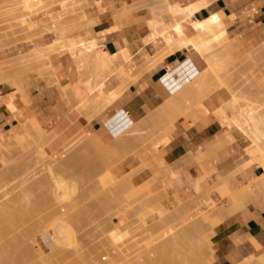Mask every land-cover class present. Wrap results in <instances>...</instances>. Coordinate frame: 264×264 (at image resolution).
I'll list each match as a JSON object with an SVG mask.
<instances>
[{
  "label": "crops",
  "instance_id": "1",
  "mask_svg": "<svg viewBox=\"0 0 264 264\" xmlns=\"http://www.w3.org/2000/svg\"><path fill=\"white\" fill-rule=\"evenodd\" d=\"M87 1H93L86 14L94 20L97 33L92 42L104 52L112 72L107 77L106 89L116 90L121 85L118 97L91 117L78 113L74 108L77 104L93 99L94 76L87 66L77 70L65 51H59L53 72L49 55L50 83L34 76L19 77L18 84L27 103L13 85L0 84V147L6 143L10 130L17 132L19 124L31 117L46 134L53 135L54 142L64 136L70 140V134L80 128L87 137H95L101 146H106L123 131L124 123L134 126L149 122L164 98L186 84L203 67L196 55L182 49L165 56L159 66L144 70L142 54L154 52L158 47L156 43L148 45L145 41L151 31L147 25L150 17L147 2ZM196 1L179 0L178 3L187 5ZM207 3L195 12L193 19L203 20L211 13L222 12L228 39L224 49L229 57L240 59L264 43V0H207ZM195 32L188 30L187 35ZM124 68L128 69L130 81L116 74ZM211 87L210 90L205 88L201 95H191L188 98L190 107L150 136L149 143L155 144V149L146 144L137 154L128 153L111 167L110 172L126 175L135 187L147 184L145 190L153 196L154 202L159 200L166 206H173L175 197L188 203L187 206L193 204L191 198L195 196L193 183L196 180H201L203 191L224 181L230 193L254 180L262 172L257 165L232 175L241 150L240 139L214 116L230 95L225 86L215 90ZM8 100L15 107L13 111L6 107ZM120 116L126 119L123 124L118 122ZM125 140L120 144L124 145L117 146L119 149L135 142L131 138ZM210 196L219 200L214 189ZM247 199L244 203L241 200L243 205L230 214L218 212L216 219L220 223L214 231L216 261L213 264H236L246 255L264 258V196ZM209 239L212 238L209 236ZM252 240L257 242L258 248Z\"/></svg>",
  "mask_w": 264,
  "mask_h": 264
},
{
  "label": "rangeland",
  "instance_id": "2",
  "mask_svg": "<svg viewBox=\"0 0 264 264\" xmlns=\"http://www.w3.org/2000/svg\"><path fill=\"white\" fill-rule=\"evenodd\" d=\"M58 1L59 0H0V84L9 83L10 85H12L11 83L12 79H17V81H20L21 78L19 77H24V76H34L38 79H44L46 82L50 83V79H52L50 78V75H49L51 74L52 76L51 67L48 69V67H46L47 65H45L47 53L45 54L46 51L45 49L43 51L42 47H44L45 44L53 40V35L46 34V33H39V32H29V33H23L25 31L20 32L19 30L21 29H19V26H18L19 25L18 19H20L19 17L21 13L32 11L34 12V14H37V15H33V13H31L29 14L30 15L29 19L30 21H32L34 25L39 26L40 19L44 15H47L49 13H54L55 12L54 10L58 12L57 9L59 8L56 9V5ZM81 1L82 2L84 1V2L82 3ZM78 2L80 4L82 3L81 6L83 8L81 7V9H77L75 13L73 12L75 15H72L74 16L73 18L71 17L72 20L70 19L69 14H63V17H61L62 20L63 18H65V16L66 17L69 16L68 18L70 20L68 18L67 19L69 21L65 19L67 23L64 20L65 24L57 28V36L61 38L63 41H67L69 38L68 43L69 41H73V40L74 42H76L78 37L81 38V40L79 38V41L85 42L86 38H87V41L89 40L92 41L93 37L97 36V33L94 32L95 22L93 19L88 18V15L86 14V9L91 4H93V1L78 0ZM61 10L62 9H60L59 11ZM63 10L61 12H63ZM147 12L149 16L151 17L149 10ZM160 19L162 20L165 26L168 27L170 25V22L166 20L168 19V14L166 12L165 13L162 12L160 16H158L156 19L154 20L152 19V23L153 24L155 23L153 26L155 28L156 38L148 40L146 36L145 41L147 42L148 45H151L152 43H156L155 46L156 47L158 46V47L157 48L155 47L156 51L154 52H150V53L145 52L142 54L141 59L144 61L143 65L145 64L150 65L154 62H156V65L161 64L165 56L175 52V51H171L174 48L173 41L172 43H170L171 41L169 43L166 41L163 42V39H162L163 34L160 32L162 28L161 24L163 23H160L159 21ZM149 22L150 21L148 20L147 21L148 26L150 25ZM83 35L85 36V38H83L84 37ZM74 37H77V38H74ZM94 47H95L94 49L95 51L98 50L96 49L97 48L96 45ZM59 56H60V52H54L53 54L49 56V60L52 65L53 72L55 70V66H56L55 64H57ZM230 59L231 60L229 62L227 61L228 63L224 61V63H226L225 64L226 67L222 66L224 67L223 69L225 68L228 69V71L223 70V69L222 71L223 72L227 71L225 75L227 77L228 76L230 77V78L229 77L227 78L228 80L230 79L229 83L226 82L227 79H226V76L223 75L224 73L221 74V71H220L221 75L219 74V72L218 74L222 78L224 76L225 81H222L220 76L217 75L218 79L220 78V82L217 83V80L214 79L216 80L214 82V85L212 83V81L214 80H212L209 85L212 84L211 86L212 87L215 86V89H216V87L220 86V84L221 86H223L222 84L223 82L224 86L227 88L229 92L230 97L233 94L235 95L234 98L238 97V99H236L238 101V102L236 101L237 103H240L241 105L247 103V105L250 104L252 108H256V110L259 109L262 111L264 109V106H263L264 104H262L263 107L259 108V106H261L260 103L264 102V44H262L257 50H254L253 52L241 57L240 59H233L231 57ZM88 65H85V67L86 66L88 67ZM125 70L128 71L127 68ZM90 73L94 76L92 78V84H93L95 82H98L100 79H104L107 81L108 75L111 74L112 72L110 70L107 71L103 69H100V70L96 69V70L90 71ZM116 74L120 76V71L116 72ZM5 76H7V80H4ZM120 78L125 81L127 80L126 78H123V77H120ZM225 83H227L226 85L229 87H227ZM103 84H105L104 81L102 85ZM209 85L208 87H210ZM101 87L102 86H100V88ZM200 87L202 88V86ZM120 88H121V85L118 89L110 90V91L117 93L120 91ZM204 89L205 88H202L201 91L199 89V91L202 93ZM230 90L232 91V94H230L231 93ZM238 91L241 92V95L240 93L237 94ZM91 95L94 96V93H92ZM238 95L241 96V98ZM74 108L78 113L85 114L87 115V117H91L97 112H100L102 110L101 109L102 106L100 105V103L94 102L93 100L91 101L84 100L81 103L77 104ZM227 109L229 108L227 107ZM227 111L228 110H226V115L230 116V112L229 111L227 112ZM154 117L156 116L155 115L152 116L151 120H149V122H146L144 124H142V122L134 126L131 124H128L129 125L128 127L131 129V131L125 132V130L123 129V131H121L120 134L116 136L114 141L108 144L109 148L107 147V145L106 147L101 148L102 146L99 143V146H96L95 148V149L98 148L96 151L95 149H93L94 151H92V147L90 149L91 151L89 149L87 150L86 148H84L83 150L84 154L80 152L82 151L80 150V148L83 149L81 144L84 141L87 142L88 137L82 132L80 128L75 130L72 134H70L69 137H72L70 138V140H66L67 138L64 136L62 137V139H58V141L56 140L54 142L53 135H49V137L51 136L50 137L51 139L49 138L48 143H46L45 145L46 147L40 154H38L39 152L37 151V145L35 143L34 136H31V135L28 136L26 130H24L21 126H19V129L17 132L10 130L9 131L10 138L8 137L6 139V141L9 142V145H8L9 147L7 145L6 146L3 145L0 147V209H1L0 216L2 217V218L0 217V219L2 220L1 221L2 224L5 223L3 224L4 228L3 226H1L3 230H1L2 234L0 233L1 234L0 236H3L4 238L2 239L0 237V264H50V263L51 264H76V263L77 264H100V263L107 264L108 260L110 264L111 262H113V257L116 255L119 256L120 255L119 253H121L122 258L123 257H126V258H124L121 261V259H115V258H121V256L119 257L116 256L114 258V261L115 262L117 260L121 261L120 263L117 261L116 262L117 264L118 263L119 264H122V263L150 264L151 259H152V262L154 261V259L156 261V258H155L156 248L154 247H158L157 245H160V244H155V243L161 239L162 241L165 240L166 238L163 239V237H166V235H164L160 239L159 237L155 238L156 235L154 237H150V239H140V241H136V238L141 236L142 233L145 232L146 228H149L151 227V225H153L151 224V223H154L152 222V218L156 219L157 216L158 217L161 216L162 218H164L165 214L167 215L169 214L167 213V211L165 212L166 209L168 210V212L170 211V214H171L172 209L179 207L180 203H185V202H181L175 197L174 199L175 201L172 202L173 206H166L164 204H160L159 200L158 201L156 200L155 206L159 205L158 206L159 208L160 206L161 208L163 207L165 209V210L163 209L164 212L158 209L155 210L156 208L154 206L150 209H145V211L143 212L137 213L136 211H138V208L141 204V203L139 204L138 202L143 201V198L147 196L148 198L153 197L152 195L150 196L145 190L147 184H144L139 187H135L133 184H131L132 188H128L131 186L127 187V185H130V180L127 176H125L126 177L125 178L124 174L122 173L115 175L110 172L111 167H113L117 162H119L128 153L137 154L138 152H140L146 147V144L148 146H151L153 149L156 148L155 144L151 145L149 143V138L157 130H159L160 128H164L166 126L165 123H167L168 120L166 117L165 118L166 122H164V117H160L159 119L158 117L157 119ZM220 123L223 126L227 127L229 131L237 133L239 136L241 150L237 154V159H236L237 164L234 165V170H233L232 175L239 174L238 172L243 170L242 167H244L245 163H247V161L251 159V156L248 154V150L249 148L251 149L252 142L249 139H247L243 134H241L233 124L222 123V122ZM76 131H78V134H75ZM123 137L127 140L128 138H131L132 140L135 141L133 144H131L132 145L131 146L132 148L130 147L131 149L127 147L121 150L117 147L118 146L116 145L117 141H119L120 139L122 140ZM53 142L55 145L52 144ZM114 145L117 147V149L116 147H114ZM88 151L91 153H89ZM92 152L94 153L97 152V153L92 154ZM94 155L96 156L97 159L93 158L95 157ZM97 155H100V157ZM26 156L27 158H25ZM98 158H101V160ZM49 162L53 166L52 167L50 165L52 168L51 173L49 170H46ZM101 162H103V164ZM43 164H46L47 167H45V165L43 166ZM252 165H257V164L253 163ZM53 173L57 177H59L60 175L63 176L62 179L65 178L66 182L73 184L72 186L74 188V191L73 192L71 191L70 192L71 194L69 193V195L63 201L62 200L60 201L63 203L54 204L55 203L54 197L50 195L51 194L50 184L52 181L51 177L52 175L54 176ZM122 176L123 178H125L124 179L126 180L125 182L122 181L123 180ZM262 178H263V175L262 173H260L254 180L248 181L247 184L241 185L239 188L237 187L231 191H233L236 194H239V198H242L243 203L246 200L248 201L247 197L250 195L251 196L253 195L252 197H256V198L257 196L258 197L262 195L264 196V187L262 185V181H263ZM119 179L120 180L122 179L121 180L122 184L118 183L117 180ZM72 181L75 183V185ZM116 183H118L119 185H123V186L126 184L127 185L125 187L120 186V188H117L119 187L118 185L117 187L114 188V185ZM112 185L114 189L112 188ZM198 185L199 186L201 185L199 180H198ZM125 188H126V191H125ZM213 189L214 191H216L219 197V200L213 199L210 196V191H212L211 189H209L208 191L207 190L203 191V189L200 186V188L198 189L200 193L199 192L197 193V191L195 192L194 190V194L197 199L194 198L195 196L192 197L191 199H195L197 201L201 200L202 202L200 201V203H198L199 202L198 201L195 206H193V204L191 203L190 211L192 214L190 213L189 215L186 214V216L181 217V220L183 221L184 225H187L191 218L199 216V214L201 213V210L204 211L203 214L205 215V220L200 221L202 223L203 228L199 236L203 238L204 240H210L209 239V236H210V238H213L215 242L216 236H215L214 231L216 227L218 226V224L220 223V221L218 222V219H216L218 212L228 214L231 211H235L239 209L240 207H238L236 203L229 198V196H220V192L215 187ZM135 190H136V195H134ZM244 191H246L245 194H244ZM118 194H119V197L121 196V198L117 197ZM124 195L126 197H124ZM51 198H53V200ZM123 198H125V201ZM136 198H138L139 201L136 200ZM245 198L246 200H244ZM131 199H133L132 204L130 203ZM128 200L130 201L127 203ZM195 200L193 201V203L196 202ZM51 202L57 206V209H56V206L52 207ZM207 203H210V204L207 205ZM45 204H46V207H45ZM47 204L51 205L50 207H52V209L49 206H47ZM126 204L128 205L126 206ZM227 204H230V205L228 206ZM47 207L51 211H48ZM53 208H54V211H52ZM68 208L71 210H68ZM2 209H4L5 211H3ZM55 210L60 211V212L62 210L60 214H64V212L67 213L68 211L71 212L73 210L72 215L75 220L73 224V229L74 228L75 229L73 231L74 234L72 235L75 237L73 238L70 237L69 239L65 241H61L62 244L61 242H57L55 238L52 237L53 235H52V230H50V227H51L50 225L46 223L41 224V223H44V221L42 222V217H44L45 221L46 219L48 220L50 215L53 213H51L50 215L48 214L49 217L48 215H46V213L55 212ZM44 211L45 212L47 211V212L45 213ZM161 212L163 213L164 216H162ZM45 215L47 216V218ZM134 217H136V219L139 218L138 220L140 221L136 220ZM119 221H120V224H122L121 226L119 224ZM8 222L10 225L8 224ZM27 222H29L30 224ZM57 222H60V221L57 220ZM124 223H126L125 224L126 226L129 225L128 227H130V225L133 227L132 229L128 228L129 235L127 233V236L125 234V231L126 232L128 231L126 230L127 227L123 226ZM12 225L14 229L12 228ZM10 226H11V229H10ZM6 227L7 228L9 227V228L7 229ZM122 227L126 229L124 230ZM210 227L211 228L213 227L212 228L213 231H211ZM113 228L117 234L119 232V235L122 236L121 239L126 237L123 242H120L123 239L117 242L118 246L116 243H114L109 238L108 231ZM28 229L31 230L30 231L31 233L27 232ZM26 232L30 234V236H28V234L26 235L25 234ZM7 233L8 235H6ZM132 236L135 239H132ZM135 236H138V237H135ZM10 237L11 239H9ZM108 238L110 240H108ZM1 240L3 241L5 240V241L2 242ZM131 240L132 241L134 240L135 242L133 243ZM142 240L143 242H141ZM148 240L152 242L148 243L147 242ZM110 241H112L113 244ZM136 242H139V245ZM178 242L176 241V243ZM181 242H180L181 245L177 244V246L175 245L176 243L174 242L172 243V246L175 245L174 247L177 251L171 245L170 246L168 245L167 248L172 247L174 249L173 252L176 251V253L174 252L176 256L181 255V254H177L178 250L180 253H182V255L185 253H186L185 255H188V252L191 251L189 247H192V245H189V247H187V244H190L189 242L188 243L185 242L186 244L184 243V245H183V242L182 243ZM11 243L12 244L15 243V245H13L12 247ZM127 243H129L130 245ZM158 243H161V242L159 241ZM149 244L151 245V247L149 246ZM153 244L155 245L153 246ZM169 244H171V242ZM8 245L10 246L8 247ZM36 245L38 246L39 249H36L35 247ZM140 245L144 249H146V247L151 248V249L149 250L146 249L147 252L144 253V251L146 250H144ZM136 248H139V249L136 250ZM172 248L170 250H167L166 257H169V258L172 257V259L175 258V260H177L176 258L178 256L176 257L175 255H173L174 256L173 257L170 254L172 252L171 251ZM188 249L189 251L186 252ZM108 251L109 252L111 251L110 257H109ZM112 254L113 255L116 254V255L113 256ZM138 254L141 257H139ZM148 254L149 256L152 254L151 255L152 257L151 256L149 257ZM142 255H146V257H143ZM211 256L213 259L210 261V263L213 264L216 261L214 243L212 246L211 253L207 254V257H211ZM256 256H259V255H252V256L246 255L244 256V258L250 261L251 264H254V263L258 264L257 261H259L260 264H264L263 261L261 262L262 258L259 259V257H256ZM125 259L126 260L128 259V260L126 261ZM147 259L150 261L148 262ZM184 261L185 260H182L183 264L188 263V262L184 263ZM239 261L240 260L236 261V263H238ZM153 264H157V262L155 263L153 262ZM177 264H181V263L179 262Z\"/></svg>",
  "mask_w": 264,
  "mask_h": 264
},
{
  "label": "bare ground",
  "instance_id": "3",
  "mask_svg": "<svg viewBox=\"0 0 264 264\" xmlns=\"http://www.w3.org/2000/svg\"><path fill=\"white\" fill-rule=\"evenodd\" d=\"M178 1L179 0H143V2H147V5H149L150 7H149V13L151 14V17H149L147 20H149L150 22V25H149V28H150V35L147 37L148 38V40L149 39H153V38H156L155 37V28H154V24L152 23V19L154 20V19H156L158 16H160V14L162 13V12H166L167 14H168V19H167V21H169L170 22V25L167 27V26H165L164 25V23L162 22V20L160 19L159 21H160V23H163V24H161V30H160V32L163 34V42H170V43H172V41H173V46H174V48H173V50H171V51H176V50H182V49H186V50H188L189 52H191L193 55H196L198 58H199V60L203 63V67L200 69V70H198L196 73H195V75L188 81V82H186V84H184L183 86L181 85V87H179V88H176L175 90H173L172 91V93L170 94V95H168L165 99H164V101H163V103L158 107V109H157V112H156V114H154L156 117H154V118H156L157 119V117H158V119L160 118V117H164V122H166V120H165V118L167 117V120H168V124H169V122H171V120L173 121V119H175V118H177V117H179V116H181V114L184 112V111H186L189 107H190V105L188 104V98L189 97H191V95H193V94H199V95H201V90H202V88H206L207 89V87H208V85L211 83V81L212 80H214V79H216L217 80V83H219L220 82V78L222 79V81H225V77L223 76V78H224V80H223V78L220 76L222 73H224L223 75H225V73L228 71V69H223L224 67H226V63H224V61L225 62H229L231 59H230V57H229V55L226 53V51H225V49H224V45L228 42V41H226V40H228L227 38H226V27H225V25H224V22H223V15H222V12L221 13H211V14H209V16H207L205 19H203V20H196V19H193V16H194V14H195V12L197 11V10H199L200 8H203L206 4H208L207 3V0H198V1H196V2H194V3H191V4H187V5H181V4H179L178 3ZM181 1V0H180ZM59 2V3H58ZM57 2V5H56V9L57 8H59V9H57L58 10V12L56 11V10H54L55 12L54 13H49V14H47V12H46V14L47 15H44L41 19H40V24H39V26L38 25H34L33 23H32V21H30V19H29V14H31V13H33V15H37V14H34V12H32V11H28V12H25V13H21L20 14V19H18V23H19V29H21V30H19L20 32H23V31H25V32H23V33H29V32H39V33H46V34H50V35H53V40L52 41H50L49 43H47V44H45L44 45V47H42V49H43V51H44V49H45V54H46V62H45V65H47L46 67H48V69L51 67L50 66V64H49V62H48V56L49 55H51V54H53L54 52H59V51H65L66 52V54H67V56H68V58L73 62V63H75L76 65L75 66H77V70H79V69H82V68H84L85 67V65H88V68H90L88 71L90 72V71H93V70H96V69H103V70H107V71H109V68H108V63H107V61H106V59H105V54H104V52L102 51V52H100L99 51V49L98 50H94L95 49V45H94V43L91 41V40H89V41H87V38H86V41L85 42H83V41H79V38L80 37H78V41L76 40V42H74V40L73 41H69V43H68V40H69V38H68V40L67 41H63L61 38H59L58 36H57V28L58 27H60L61 25H64L65 24V22H64V20L66 19V20H68L69 18V16H70V19H71V17L73 18L74 16H72V15H75L74 13L76 12V10L77 9H81V4L84 2H82L81 4L78 2V0H59ZM210 2V1H209ZM157 4H159V5H157ZM84 6V5H83ZM152 6H154V7H152ZM55 7V6H54ZM61 7V8H60ZM63 7V8H62ZM83 8V7H82ZM60 9H64L63 10V12H61V11H59ZM74 12V13H73ZM63 14H69V16L68 17H66L65 16V18H63V20H62V18L61 17H63ZM139 14V13H138ZM68 18V19H67ZM69 19V20H70ZM65 20V21H66ZM68 20V21H69ZM72 20V19H71ZM158 22V21H157ZM66 23H67V21H66ZM112 28H114V27H112ZM113 30H115V29H113ZM188 30H190L191 32L193 31V30H196V32L195 33H193V34H191V35H187V31ZM86 33V32H85ZM87 34V33H86ZM88 34H90V33H88ZM78 35V34H77ZM76 35V36H77ZM84 36V35H83ZM82 36V37H83ZM66 38V37H65ZM74 38H77V37H74ZM73 38V39H74ZM83 38H85V36L83 37ZM91 38V37H90ZM70 39H71V37H70ZM92 39V38H91ZM94 39V38H93ZM92 39V40H93ZM64 40H66V39H64ZM80 40H81V38H80ZM232 41V40H231ZM264 44V43H263ZM97 49V48H96ZM43 54H44V52H43ZM178 56V55H177ZM45 58V57H44ZM39 62V61H38ZM227 62V63H228ZM224 63V64H223ZM40 64V63H39ZM43 64H44V62H43ZM186 64V63H185ZM42 65V64H41ZM158 65H160V64H157L156 65V62H154V63H152V64H150V65H143L142 67L144 68V70H147V69H149V68H155V67H157ZM222 66H224V67H222ZM76 68V67H75ZM220 68H221V70H220ZM126 68H124V69H122V70H120V77H123V78H126L127 80H131V79H129V78H127V76H129V72L128 71H126L125 70ZM222 69L223 70H227V71H225V72H223L222 71ZM230 70V69H229ZM170 71V70H169ZM169 71H168V73H169ZM220 71H221V74H220ZM218 72H219V74H218ZM228 74H229V72H228ZM227 74V75H228ZM217 75H219L220 76V78L218 79V76ZM232 75V74H231ZM230 75V76H231ZM226 76V75H225ZM229 77V76H228ZM227 76H226V79L228 78ZM230 78V77H229ZM232 78V77H231ZM4 80H7V76H5L4 77ZM216 80H214V81H212V83L214 84V82L216 81ZM230 80V79H229ZM229 80L227 79V83H229ZM103 81L105 82V84H103L102 85V83H103ZM11 83H12V85L14 86V90L16 91V92H18L20 95H21V98H22V100H23V102H25V103H27L28 102V100L26 99V97H25V95H24V92H22V90H21V88L19 87V84H18V81H17V79H12V81H11ZM227 83H225V85L227 84ZM222 84H223V86H224V83L222 82ZM100 86H102L101 88H100ZM200 86H202V88L200 87ZM207 86V87H206ZM209 86H211V85H209ZM227 86V85H226ZM218 87H222L221 86V84H220V86H218ZM218 87H216V89L218 88ZM227 87H229V86H227ZM212 89L214 88L215 89V86L214 87H211ZM199 89H200V91H199ZM209 89H210V87H209ZM213 89V90H214ZM230 89V88H229ZM92 90H93V92L92 93H94V96H93V101L94 102H98V103H100V105L102 106V108L101 109H103V108H105L106 106H108L109 104H111L112 103V101L113 100H115L117 97H118V94H119V92H117V93H114L113 91H110V90H107L106 89V80H104V79H100L98 82H95V83H93L92 84ZM234 91V90H233ZM220 92V91H219ZM230 94H232V91L230 90ZM233 93H235V92H233ZM240 93V95H241V92L240 91H238V93L237 94H239ZM234 95V94H233ZM232 95V96H233ZM230 97V99L222 106V107H220V108H218L216 111H215V115L214 116H216V118L218 119V122H219V120H220V122H222V123H229V124H233L235 127H236V129L241 133V134H243L247 139H249L251 142H252V147H251V149L249 148V150H248V154L251 156V159H249L248 161H247V163H245V165H244V167H242L243 169L244 168H247L248 166H250V165H252L253 163H255V164H257V166H259L261 169H262V175H263V178H262V185H263V187H264V109L261 111V110H256V108H252L251 106H250V104H248L247 105V103L246 102H244V103H246V104H240V103H237L238 101L236 100V99H238V97H236V98H234L235 97V95L233 96V97ZM239 96V95H238ZM240 98H241V96H239ZM237 101V102H236ZM22 102V101H21ZM203 104V103H202ZM262 104H264V102H262V103H260V105L261 106H259V108L260 107H263L262 106ZM228 105V106H227ZM203 106V105H202ZM6 107L10 110V111H13L14 109H15V107H14V105H13V103L10 101V100H8L7 102H6ZM199 107V106H198ZM227 107L229 108V109H227ZM196 108V107H195ZM204 108V107H203ZM201 109V108H200ZM198 110V109H197ZM202 110V109H201ZM226 110H228L229 112H230V116H227L226 115ZM227 111V112H228ZM153 114V113H152ZM199 114V113H198ZM153 116V115H152ZM118 122H120V123H124L125 121H126V119H124L123 118V116H120V117H118ZM150 120H151V118H150ZM176 120V119H175ZM160 121V120H159ZM162 122H163V120H162ZM167 123H165V125L167 124ZM129 123L128 122H126V123H124V130H125V132H129V131H131V129L128 127L129 125H128ZM2 125V124H1ZM3 126V125H2ZM19 126H21L24 130H26V132H27V135L28 136H34V139H35V143H36V145H37V151L39 152L38 154H40L43 150H44V148L46 147L45 145H46V143H48V141H49V138L51 137H49V134H46V132L45 131H43V129L39 126V124H38V122L35 120V119H33L32 117H31V119L29 118V120H26V122H22V123H20L19 124ZM51 133V132H50ZM9 138H10V136H8ZM126 138H127V136H126ZM51 139V138H50ZM88 139V141L87 142H83L82 144H81V146H82V148L83 149H81L79 146V148H80V150H82V151H80V152H82L83 153V150H84V148H86L87 150L89 149H91V147H92V151H94L93 149H95L96 148V146H99V141L95 138V137H88L87 138ZM129 139V138H128ZM121 140V139H120ZM117 141V144L116 145H119V147H121L122 145H124V144H122V145H120L122 142H124V141H122V140H125V138L123 137V139L121 140V141ZM127 141V139L125 140V142ZM131 141V140H130ZM139 141V140H138ZM102 142V141H101ZM120 142V143H119ZM128 143V142H127ZM115 144V143H114ZM126 144V143H125ZM129 144H131V143H129ZM133 144V143H132ZM8 146L9 145V142L8 141H6V143L4 144V146ZM132 146V145H131ZM130 146V147H131ZM9 147V146H8ZM90 147V148H89ZM103 147H106V146H102L101 148H103ZM107 147L109 148V146L107 145ZM114 147H116L115 145H114ZM118 147V148H119ZM127 147V146H126ZM129 147V149H131ZM8 149H10V148H8ZM36 149V148H35ZM98 149V148H97ZM97 149H95V151L97 150ZM114 149V148H113ZM116 149H117V147H116ZM124 149H125V147H124ZM103 150V149H102ZM121 150H123V148L121 149ZM11 151V150H10ZM91 151V150H90ZM119 151V150H118ZM89 152V151H88ZM35 153V152H34ZM89 153H91V152H89ZM88 153V154H89ZM94 152H92V154H93ZM97 152H95L94 154H96ZM98 153H99V151H98ZM84 154V153H83ZM87 155V154H86ZM100 155H101V153H100ZM100 155H97V156H99L100 157ZM73 156V155H72ZM92 156V155H91ZM90 156V157H91ZM95 156V155H94ZM29 157V156H28ZM69 157H71V156H69ZM88 157V156H87ZM86 157V158H87ZM25 158H27V156L25 157ZM93 158H96V156L95 157H93ZM102 158V157H101ZM101 158H98V159H100L101 160ZM84 159V158H83ZM97 159V158H96ZM92 160V159H91ZM93 161V160H92ZM96 161V160H95ZM98 162H100V161H98ZM102 164H103V162H101ZM46 164H48V163H46ZM46 164H43V166L45 165V167H47L46 168V170H49L50 171V173H51V164H50V162H49V164L46 166ZM51 165V166H50ZM101 165V164H100ZM53 167V166H52ZM69 168V167H68ZM65 169V168H64ZM61 170V169H60ZM59 172V171H58ZM54 174V173H53ZM57 174V173H56ZM60 175V174H59ZM54 176H55V174H54ZM53 175H52V177H51V175H50V177H51V179H52V181H51V187H50V195H52V197H54V201H55V203L54 204H56V203H63V202H60L61 200L63 201L68 195H69V193L72 191H74V188H73V184H70V183H68V182H66L65 181V178H63L62 179V177L63 176H61V178H60V176L59 177H57V176H55L54 177ZM85 176H87V175H85ZM126 175H124V177H125ZM203 177V176H202ZM229 177V176H228ZM89 178V177H88ZM122 178H123V176H122ZM126 178V177H125ZM125 178H123V180L122 181H126V180H124ZM204 178V177H203ZM120 179L119 180H117L118 181V183L120 184L122 181H121ZM71 181V180H70ZM127 181H128V179H127ZM201 181V180H200ZM73 182V181H72ZM71 182V183H72ZM123 182V183H124ZM74 183V182H73ZM115 183V182H114ZM118 183H116L115 185H114V188L115 187H117L119 184ZM122 184V183H121ZM74 185H75V183H74ZM113 185H112V188H113ZM127 185V184H126ZM126 185H119V187H117V188H120V186H122V187H125ZM193 185H195V192L197 191V193L199 192L198 191V189H199V187H198V181L196 180L195 181V184L193 183ZM128 186H131V187H128ZM127 187L128 188H132V185H131V183H130V185H127ZM76 188V187H75ZM113 188V189H114ZM219 192H220V196H229V198L232 200V201H234L235 203H236V205L238 206V207H241V204H242V202H240L241 200H242V198H239V194H236V193H230L229 192V190L227 189V187H226V184L224 183V181L220 184V185H218L217 184V186L215 187ZM247 188V187H246ZM123 189V188H122ZM121 189V190H122ZM135 189V188H134ZM134 189H132V190H134ZM213 188L211 187V190H212ZM109 190V189H108ZM111 190V189H110ZM140 190V189H139ZM247 190V189H246ZM125 191H126V188H125ZM208 191V190H207ZM241 191V190H240ZM135 192V194L134 195H136V190L134 191ZM139 192V191H138ZM245 192L246 191H244V194H245ZM120 193V192H119ZM123 193V192H122ZM200 193V192H199ZM71 194V193H70ZM126 194V193H125ZM142 194V193H141ZM243 194V193H242ZM250 194V193H249ZM106 195V194H105ZM122 195V194H121ZM141 196V195H140ZM146 196V195H145ZM253 196V195H252ZM252 196L250 195V197H251V199H252ZM255 196V195H254ZM117 197H119V194H118V196ZM124 197H126L125 195H124ZM244 197V196H243ZM249 197V196H248ZM119 198H121V196L119 197ZM146 198H148V196L147 197H145V198H143V201H139L138 200V198H136V200H138L139 202V204H140V206H139V208H138V211H136L137 213H139V212H143V211H145V209H150V208H152V207H154L155 206V202H154V200L152 199V198H148V199H146ZM52 200H53V198H51ZM50 199V200H51ZM124 199V201H125V198H123ZM122 199V200H123ZM145 199V200H144ZM197 199V198H196ZM240 199V200H239ZM49 200V201H50ZM119 200V199H118ZM134 200H135V198H134ZM153 200V201H152ZM195 200V199H194ZM244 200H246V198L244 199ZM48 201V202H49ZM130 200H128L127 201V203L129 202ZM132 201H133V199H131V201H130V203L132 204ZM196 202H194L193 203V206H195L196 205V203L199 201H197V200H195ZM201 201V200H200ZM200 201L198 202V203H200ZM247 201V200H246ZM72 202V201H71ZM193 202V201H192ZM202 202V201H201ZM52 203V202H51ZM126 203V202H125ZM129 203V204H130ZM211 203V202H210ZM210 203H207V205H209ZM248 203V202H247ZM50 204V203H49ZM53 203L51 204L52 205V207H55L56 205H54ZM70 204V203H69ZM73 204V203H72ZM138 204V205H139ZM184 204V203H183ZM188 204V203H187ZM187 204L185 203L184 205H182L181 204V206H183V208L179 205V207H176V208H174V209H172V211H171V214H170V211L168 212V210L166 209H164L163 207L161 208V206H160V208L156 205L155 206V210H160V211H162V212H164V210H165V212L167 211V213H169L168 215L167 214H165V216L163 215V213L161 212V214H162V216H164V218H162L161 216L160 217H158L157 216V218L155 219V218H152V222H154V223H151V224H153V225H151V227H149V228H146L145 229V232L144 233H142V235L141 236H135V237H138V238H136V241H140V239H150V237H154L155 235V238L157 237H159V239L160 238H162L164 235H166V237H163V239L164 238H166L165 240H163L162 241V239L161 240H159L161 243H158V242H156L155 244H160V245H157L158 247H154V248H156V261H155V259H154V263L155 262H157V264H177V263H181V264H183L182 263V260H185L184 261V263L185 262H188L187 264H211L210 263V261L213 259L212 258V256L211 257H207V254L208 253H211V251H212V246H213V243H214V239L212 238V239H210V240H204L203 238H201L200 236H199V234H200V232H201V230H202V228H203V226H202V223L200 222V221H204L205 220V215L203 214L204 213V211H202L201 210V213L199 214V216H196V217H193V218H191L190 220H189V222H188V224L187 225H184L183 224V221L181 220V217H183V216H186V214H188L189 215V213L190 214H192L191 213V205L189 206H187ZM51 205H48L47 204V206H51ZM54 205V206H53ZM64 205V204H63ZM66 205V204H65ZM77 205V204H76ZM128 204H126V206H127ZM137 205V206H138ZM243 205V204H242ZM43 206V205H42ZM67 206V205H66ZM197 206H198V204H197ZM45 207H46V204H45ZM52 207H50L51 209H52ZM68 207V206H67ZM73 207H74V205H73ZM37 208V207H36ZM48 208V207H47ZM46 208V209H47ZM61 208V207H60ZM71 208V207H70ZM56 209H57V206H56ZM136 209V208H135ZM164 209V210H163ZM1 210V209H0ZM3 211H5L4 209H2ZM45 210V209H44ZM48 211H51L49 208L47 209ZM68 210H71V209H69L68 208ZM126 210V209H125ZM134 210V209H133ZM152 210V209H151ZM150 210V211H151ZM34 211V210H33ZM38 211V210H37ZM52 211H54V208H53V210ZM64 211V210H63ZM119 211V210H118ZM148 211V210H147ZM2 212V211H1ZM45 212V211H44ZM47 212V211H46ZM45 212V213H46ZM61 212H62V210H61ZM60 211H56L55 210V212H47L46 213V215H50L51 213H53V214H51L50 215V217H49V215H48V220L46 219V221L44 220V217H42V222L44 221V223H41V224H48V225H50L51 227H50V230H52V237L53 238H55V240L57 241V242H61V241H65V240H67V239H69L70 237H75V236H73L72 234H74L73 233V231H74V229H73V224H74V222H75V220H74V218H73V215H72V212H73V210L70 212V211H68V212H70V213H65L64 212V214H60L61 213ZM76 212V211H75ZM74 212V213H75ZM134 212V211H133ZM206 212V211H205ZM228 212V211H227ZM231 212H233V211H231ZM9 213V212H8ZM34 213V212H33ZM44 213V214H45ZM3 214V213H2ZM6 214V213H5ZM12 214V213H11ZM15 214V213H14ZM19 214H20V212H19ZM43 214V215H44ZM116 214V213H115ZM124 214V213H123ZM160 214V213H159ZM160 214V215H161ZM206 214V213H205ZM230 214V213H229ZM1 215V214H0ZM45 215V216H46ZM74 215H76V214H74ZM21 216V215H20ZM40 216V215H39ZM114 216V215H113ZM1 217V216H0ZM15 217V216H14ZM2 218V217H1ZM5 218V217H4ZM20 218V217H19ZM29 218V217H28ZM46 218H47V216H46ZM111 218V217H110ZM135 219H136V217H134ZM11 219V218H10ZM41 219V218H40ZM139 219V218H138ZM138 219H136V220H138ZM189 219V218H188ZM24 220V219H23ZM57 220L58 221H60V222H57ZM76 220H77V218H76ZM186 220H187V218H186ZM2 220L0 219V233H1V230H3L2 229V227L1 226H3V228H4V225L3 224H5V223H3L2 224V222H1ZM20 221V220H19ZM30 221V220H29ZM138 221H140V220H138ZM4 222V221H3ZM12 222V221H11ZM14 222V221H13ZM40 222H41V220H40ZM103 222V221H102ZM174 224H173V223ZM186 222V221H185ZM27 223H29V222H27ZM27 223H25V224H27ZM172 223V224H171ZM8 224H9V222H8ZM20 224V223H19ZM30 224V223H29ZM119 224H120V221H119ZM126 223H124V227H127V231H128V228L129 229H132L133 227L130 225V227H128L129 225H128V223H127V225L128 226H126L125 225ZM136 224V223H135ZM207 224V223H206ZM7 225V224H6ZM10 225V224H9ZM8 225V226H9ZM15 225V224H14ZM122 224H120V226H121ZM29 226V225H28ZM27 226V227H28ZM55 226V227H54ZM76 226V225H75ZM136 226V225H135ZM150 226V225H149ZM58 227V228H57ZM146 227V226H145ZM7 228V227H6ZM5 228V229H6ZM9 228V227H8ZM7 228V229H8ZM12 228H13V225H12ZM26 228V227H25ZM123 228V227H122ZM211 228V227H210ZM6 229V230H7ZM10 229H11V226H10ZM14 229V228H13ZM17 229V228H16ZM22 229V228H21ZM24 229V228H23ZM27 229V228H26ZM32 229V228H31ZM124 229V228H123ZM124 229V230H125ZM6 230H4V231H6ZM4 231H3V233H4ZM19 231V230H18ZM31 230L30 229H28L27 230V232L29 233ZM10 232V231H9ZM13 232V231H12ZM11 232V233H12ZM25 233L26 235L28 234V233ZM109 232V238L114 242V243H116L117 244V242L118 241H120V240H122V241H120V242H123L124 241V239L126 238H122L121 239V235H119V232H118V234L116 233V231L114 230V228L113 229H111V230H109L108 231ZM31 233V232H30ZM121 233V232H120ZM127 233H128V235H129V231L128 232H126L125 231V234H126V236H127ZM2 234V233H1ZM0 234V235H1ZM24 234V235H25ZM124 234V235H125ZM196 236H195V235ZM6 235H8V233L6 234ZM133 235V234H132ZM168 235H169V237H168ZM13 236H14V234H13ZM28 236H30V234H28ZM27 236V237H28ZM107 236V235H106ZM194 236H195V238H194ZM2 239H4L3 238V236H0ZM7 237V236H6ZM21 238V237H20ZM71 238V239H72ZM108 238V240H110ZM206 238V237H205ZM6 239V238H5ZM9 239H11V237L9 238ZM16 239V238H15ZM131 239V238H130ZM132 239H135L133 236H132ZM180 241H179V240ZM129 240V239H128ZM153 240V239H152ZM178 242V243H176V241ZM2 242H4L3 240H1ZM8 241V240H7ZM6 241V242H7ZM10 241V240H9ZM13 241V240H12ZM16 241V240H15ZM112 241H110L111 243H112ZM132 241V240H131ZM183 242V245H184V243L185 242H189L190 244H187V247H189V245H192V247H189V249L191 250L190 252H188L189 251V249L186 251V252H188V255H185V254H183L182 255V253H180L179 252V250H178V253L177 254H181L180 256H176V254H174V252L176 253V249H175V245L177 246V244L179 245L180 244V242ZM1 242V243H2ZM5 242V243H6ZM19 242V241H18ZM74 242V241H73ZM133 243L135 242L134 240L132 241ZM141 242H143V240L141 241ZM148 243L149 242H152V241H150V240H148L147 241ZM146 242V243H147ZM171 242V244H169ZM176 243L175 245H173L172 246V243ZM181 242V243H182ZM20 243V242H19ZM136 243H138V245H139V242H136ZM135 243V244H136ZM217 243V242H216ZM252 243L254 244V246L256 247V248H258L259 247V245L257 244V242L256 241H254V240H252ZM4 244V243H3ZM10 244V243H9ZM12 244V243H11ZM58 244H60V243H58ZM61 244H62V242H61ZM113 244V243H112ZM127 244H129V243H127ZM145 244V243H144ZM155 244H153V246L155 245ZM186 244V243H185ZM220 244V243H219ZM13 245H15V243H13L11 246L13 247ZM63 245H64V243H63ZM126 245V244H125ZM130 245V244H129ZM168 245L170 246H172V247H174V249L176 250V251H174L173 252V248H172V252L170 253L172 256L173 255H175L177 258V260H175V258L174 259H172V257L171 258H169V257H166V253H167V250H170L171 248H167L168 247ZM181 245V244H180ZM6 246H7V244H6ZM10 245H8V247H9ZM115 246V245H114ZM117 246H118V244H117ZM121 246V245H120ZM141 246V245H140ZM142 246H143V244H142ZM141 246V247H142ZM149 246L151 247V245L149 244ZM148 246V247H149ZM11 247V248H12ZM36 247V249H39L38 248V246L36 245L35 246ZM41 247V246H40ZM10 248V249H11ZM16 248H18V247H16ZM143 248V247H142ZM193 250H192V249ZM131 249V248H130ZM137 249H139V248H136V250ZM144 249V248H143ZM146 249H151V248H147L146 247ZM146 249H144V250H146ZM153 249V248H152ZM155 250V249H154ZM186 250V249H185ZM116 251V250H115ZM109 252V251H108ZM107 252V253H108ZM111 252V251H110ZM108 253L109 254V257H110V254L111 253ZM145 252H147V250L146 251H144V253ZM150 252V251H149ZM170 252V251H169ZM169 252H168V254H169ZM105 253V252H104ZM173 253V254H172ZM184 253V252H183ZM120 255L119 256H121V258H115L117 255L116 254H114V255H116V256H114L113 254V262H111L110 264H115L116 262L114 261V258L115 259H121V261L124 259V258H126V257H123L122 258V255H121V253H119ZM112 255H111V257H112ZM152 255V254H151ZM150 255V256H151ZM153 255H155V254H153ZM185 255V256H184ZM2 256V255H1ZM119 256H117V257H119ZM127 256V255H126ZM138 256H139V254H138ZM143 257H146V255H142ZM148 256H149V254H148ZM147 256V257H148ZM149 256V257H150ZM183 256V257H182ZM139 257H141V256H139ZM138 257V258H139ZM152 257V256H151ZM174 257V256H173ZM180 257V258H179ZM21 258V257H20ZM104 258V257H103ZM181 258H183V259H181ZM185 258V259H184ZM261 258V256L259 257V259ZM58 259V258H57ZM102 259V258H101ZM149 259V258H148ZM147 259V260H148ZM180 259H181V261H180ZM257 259V258H256ZM255 259V260H256ZM126 260V259H125ZM128 260V259H127ZM126 260V261H127ZM258 260V259H257ZM75 261V260H74ZM73 261V262H74ZM121 261H118L119 263L121 262ZM150 260H148V262H149ZM178 261V262H177ZM254 261V260H253ZM264 262V258H262V260H261V262ZM72 262V263H73ZM152 264H153V262H152V259H151V261H150ZM258 262V264H260L259 263V261H257ZM76 263V262H75ZM107 263V262H106ZM118 263V264H119ZM150 263V264H151ZM51 264V263H50ZM77 264V263H76ZM100 264H102V263H100ZM107 264H109V260H108V263ZM117 264V263H116ZM122 264H125V263H122ZM186 264V263H185ZM236 264H251V262L250 261H248L246 258H241V260L238 262V263H236ZM255 264V263H254Z\"/></svg>",
  "mask_w": 264,
  "mask_h": 264
}]
</instances>
